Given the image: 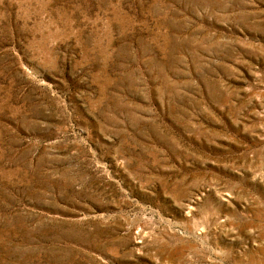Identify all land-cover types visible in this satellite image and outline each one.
<instances>
[{"label": "rangeland", "instance_id": "obj_1", "mask_svg": "<svg viewBox=\"0 0 264 264\" xmlns=\"http://www.w3.org/2000/svg\"><path fill=\"white\" fill-rule=\"evenodd\" d=\"M0 264H264V0H0Z\"/></svg>", "mask_w": 264, "mask_h": 264}]
</instances>
